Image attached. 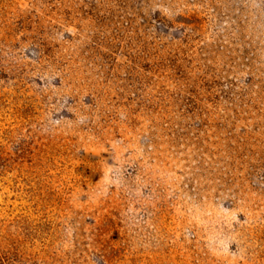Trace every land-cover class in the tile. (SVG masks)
Here are the masks:
<instances>
[{
	"label": "rangeland",
	"instance_id": "rangeland-1",
	"mask_svg": "<svg viewBox=\"0 0 264 264\" xmlns=\"http://www.w3.org/2000/svg\"><path fill=\"white\" fill-rule=\"evenodd\" d=\"M0 264H264V0H0Z\"/></svg>",
	"mask_w": 264,
	"mask_h": 264
}]
</instances>
